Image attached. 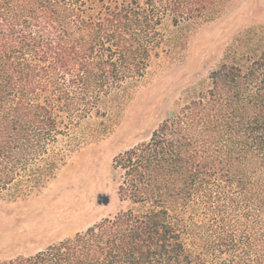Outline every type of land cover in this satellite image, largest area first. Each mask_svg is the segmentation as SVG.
<instances>
[{
	"label": "trees",
	"instance_id": "16d2710c",
	"mask_svg": "<svg viewBox=\"0 0 264 264\" xmlns=\"http://www.w3.org/2000/svg\"><path fill=\"white\" fill-rule=\"evenodd\" d=\"M217 5L0 0V193L40 186L58 137L145 76L164 27L210 20ZM113 166L130 207L0 264H264V46L228 49Z\"/></svg>",
	"mask_w": 264,
	"mask_h": 264
},
{
	"label": "rangeland",
	"instance_id": "374dc122",
	"mask_svg": "<svg viewBox=\"0 0 264 264\" xmlns=\"http://www.w3.org/2000/svg\"><path fill=\"white\" fill-rule=\"evenodd\" d=\"M167 45L126 93L71 124L53 145L57 168L30 193H0V258L29 255L130 207L113 157L144 140L207 84L228 49L264 46V0H218L213 18L166 25ZM111 103V104H110ZM108 196L107 204L98 202Z\"/></svg>",
	"mask_w": 264,
	"mask_h": 264
},
{
	"label": "water",
	"instance_id": "95a60500",
	"mask_svg": "<svg viewBox=\"0 0 264 264\" xmlns=\"http://www.w3.org/2000/svg\"><path fill=\"white\" fill-rule=\"evenodd\" d=\"M98 202L107 204L109 202V197L104 195L101 199L98 200Z\"/></svg>",
	"mask_w": 264,
	"mask_h": 264
}]
</instances>
